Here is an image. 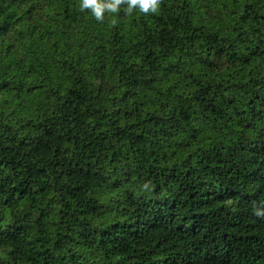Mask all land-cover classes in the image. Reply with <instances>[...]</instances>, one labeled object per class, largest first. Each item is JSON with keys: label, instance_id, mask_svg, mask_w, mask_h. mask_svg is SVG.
<instances>
[{"label": "trees", "instance_id": "16d2710c", "mask_svg": "<svg viewBox=\"0 0 264 264\" xmlns=\"http://www.w3.org/2000/svg\"><path fill=\"white\" fill-rule=\"evenodd\" d=\"M0 0V264H264V0Z\"/></svg>", "mask_w": 264, "mask_h": 264}, {"label": "clouds", "instance_id": "9594fccd", "mask_svg": "<svg viewBox=\"0 0 264 264\" xmlns=\"http://www.w3.org/2000/svg\"><path fill=\"white\" fill-rule=\"evenodd\" d=\"M126 3V10L132 12L138 9L142 13L156 12L159 6V0H80L81 10L88 9L97 20L104 18V13H115L119 6ZM255 215H264V209L256 207L253 209Z\"/></svg>", "mask_w": 264, "mask_h": 264}]
</instances>
